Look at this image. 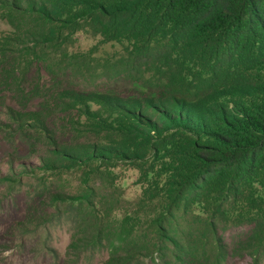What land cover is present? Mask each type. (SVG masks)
Wrapping results in <instances>:
<instances>
[{
    "label": "trees",
    "instance_id": "obj_1",
    "mask_svg": "<svg viewBox=\"0 0 264 264\" xmlns=\"http://www.w3.org/2000/svg\"><path fill=\"white\" fill-rule=\"evenodd\" d=\"M10 4L9 11L26 24L24 64L41 59L72 67L77 54L69 51L68 42L84 31L123 44L119 59L131 71L157 68L168 75L167 94L149 98L145 111L139 99L121 96L109 98L107 117L87 108L97 131L92 132L95 143L49 148L48 167L83 165L89 174L97 163L122 161L139 169L144 189L138 204L146 212L137 213L138 226L145 220L147 247H116L111 264L138 263L141 255L165 257L170 249L173 264H181L184 250L197 253L207 245L219 263L225 230L243 226L248 230L241 247L261 264L264 0ZM63 44L66 48L60 49ZM101 131L120 138L113 140ZM86 207L90 209L87 202Z\"/></svg>",
    "mask_w": 264,
    "mask_h": 264
},
{
    "label": "rangeland",
    "instance_id": "obj_2",
    "mask_svg": "<svg viewBox=\"0 0 264 264\" xmlns=\"http://www.w3.org/2000/svg\"><path fill=\"white\" fill-rule=\"evenodd\" d=\"M11 2L0 0V264H111L116 247H147L145 220L138 226L137 213L146 212L138 204L139 169L122 161L97 163L89 174L83 165L48 167L49 148L95 143L87 108L107 117L109 98L121 96L139 99L145 111L149 98L167 94L168 75L157 68L131 71L119 59L123 44L84 31L68 42L77 54L72 67L41 59L24 64L26 24L9 11ZM247 230H225L219 263L207 245L197 253L184 250L181 264H255L241 247ZM170 253L141 255L133 264H173Z\"/></svg>",
    "mask_w": 264,
    "mask_h": 264
}]
</instances>
